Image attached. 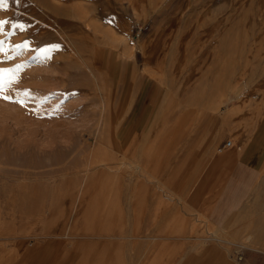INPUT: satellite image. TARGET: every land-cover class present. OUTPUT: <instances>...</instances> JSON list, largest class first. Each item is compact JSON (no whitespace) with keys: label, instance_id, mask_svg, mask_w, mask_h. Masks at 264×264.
<instances>
[{"label":"rangeland","instance_id":"rangeland-1","mask_svg":"<svg viewBox=\"0 0 264 264\" xmlns=\"http://www.w3.org/2000/svg\"><path fill=\"white\" fill-rule=\"evenodd\" d=\"M7 5L0 264H264V162L228 225L197 189L219 151L264 153V0ZM94 170L117 185H89Z\"/></svg>","mask_w":264,"mask_h":264},{"label":"crops","instance_id":"crops-1","mask_svg":"<svg viewBox=\"0 0 264 264\" xmlns=\"http://www.w3.org/2000/svg\"><path fill=\"white\" fill-rule=\"evenodd\" d=\"M248 142L236 143L232 149L212 157L197 187L204 212L216 224L228 225L249 195L264 162L250 157Z\"/></svg>","mask_w":264,"mask_h":264},{"label":"bare ground","instance_id":"bare-ground-1","mask_svg":"<svg viewBox=\"0 0 264 264\" xmlns=\"http://www.w3.org/2000/svg\"><path fill=\"white\" fill-rule=\"evenodd\" d=\"M81 56V55H80ZM87 65V64H86ZM179 65V64H178ZM187 65V64H186ZM186 65L184 66V67H186ZM88 66V65H87ZM91 66V65H90ZM170 66V65H169ZM171 68V67H170ZM183 68V64H182V61H181V64L179 65V68L177 69V67H176V70L175 71H178V72H180V70ZM89 70V69H88ZM196 70V69H195ZM194 70V71H195ZM170 71V70H169ZM172 71V70H171ZM185 71V70H184ZM192 73H194V72H192ZM97 76V77H96ZM96 76H95V78H96V83H97V90H98V93L99 94H102V95H104L105 96V93H106V91H105V88H104V86H103V83L100 81V78H99V74H96ZM103 96V98H105ZM106 102H107V96H106ZM107 106V105H106ZM112 106V105H111ZM107 107H105V126H106V124L107 125H109L110 126V123H111V115H110V111L108 110V108L106 109ZM118 110H120V111H118ZM121 112V109H118V108H116V113H120ZM118 114H116V116L118 115ZM182 114V113H181ZM162 116V115H161ZM118 117V116H117ZM155 120V119H154ZM113 121V120H112ZM163 122H164V120H162ZM159 123H160V121H159ZM154 124H155V122H154ZM162 124V123H161ZM108 126V132L109 131H111V128ZM157 126V125H156ZM162 126V125H161ZM154 130V129H153ZM153 130H151V131H153ZM119 131H120V126H118V130H117V136H115V138L117 137V139H118V133H119ZM106 132V131H105ZM150 133V132H149ZM151 134H153V133H151ZM110 135V134H109ZM112 136L113 135H110V136H108V137H110V140L109 139H107L108 137H107V132L106 133H104L103 134V136H102V138H105V143H107V142H110L111 143V146H112V142L111 141H114V139L112 140L111 138H112ZM150 136V135H149ZM148 137V136H147ZM148 140V139H147ZM118 142V141H117ZM120 142V141H119ZM143 142V141H142ZM146 143V142H145ZM149 144V143H148ZM141 145V144H140ZM144 145V144H143ZM110 146V145H109ZM143 146H141V148H142ZM149 147V146H148ZM102 149V148H101ZM100 149V150H101ZM111 151V150H110ZM100 152V151H99ZM104 152V151H103ZM106 152V151H105ZM149 152H151V150L149 151V150H147V147H145L144 149H143V155H147V157H146V159L148 158V156H149ZM105 154H107V153H105ZM110 155V154H109ZM108 155V156H109ZM100 155L98 154V156H96V158L97 157H99ZM112 156V155H111ZM101 157V156H100ZM110 157V156H109ZM96 158H94L93 159V161H91L92 162V165L91 166H95V165H97V162L99 161L98 159H96ZM110 159V158H109ZM112 161L114 162L115 161V156H113L112 158ZM111 159H110V161H111ZM149 159V158H148ZM107 160V159H106ZM150 160V159H149ZM109 161V160H108ZM147 161V160H146ZM103 162H105V161H103ZM113 162H111V163H113ZM116 162V161H115ZM107 163V162H106ZM110 163V164H111ZM144 163H146V162H144ZM144 163H143V165H144ZM115 164V163H114ZM118 164V163H117ZM146 165H149V164H145V166ZM114 167V166H113ZM142 167V164H141V166H140V168ZM104 168V167H103ZM110 168H112V167H110ZM115 168V167H114ZM143 168H145L144 166H143ZM147 168V167H146ZM145 168V169H146ZM113 169V168H112ZM111 169V170H112ZM116 169H118V168H116ZM142 169V168H141ZM99 171V170H98ZM101 172L102 171H99V172H97V171H95L94 170V174H92L93 175V177L91 178V179H89V185L91 184V183H93L92 185H94V183H98V184H100L101 186H107L108 185V183L109 182H112V183H115L116 184V180H113L114 178V176L115 175H113V177H112V179H111V177H109V175H108V172L107 171H105V172H102V174H101ZM114 174V173H113ZM88 175H89V173H88ZM88 178H90L91 177V175L90 176H87ZM88 180V179H87ZM117 185V184H116ZM109 186H111L110 184H109ZM91 190V189H90ZM84 195H85V197L87 198L88 196V191H86V192H84ZM89 211V210H88ZM76 215V214H75ZM74 216V215H73ZM79 216H77V218H78ZM71 218H72V216L70 217V220L68 221V224H67V226H65V231H64V236H66V237H68L69 235H70V231H72V227H73V225L75 224V223H77L78 222V219L76 218L75 219V217L71 220ZM57 220V219H56ZM63 222V221H62ZM71 222V223H70ZM56 224V223H55ZM78 224V223H77ZM58 225V224H57ZM70 225V226H69ZM61 227V226H60ZM59 230H57V232H58ZM63 233V232H62ZM55 235H57V234H55ZM59 235V234H58ZM56 237H58V236H56ZM20 254V253H19Z\"/></svg>","mask_w":264,"mask_h":264},{"label":"snow or ice","instance_id":"snow-or-ice-1","mask_svg":"<svg viewBox=\"0 0 264 264\" xmlns=\"http://www.w3.org/2000/svg\"><path fill=\"white\" fill-rule=\"evenodd\" d=\"M7 6H8L7 5V0H0V8H6ZM6 23H8V22L7 21L0 20V26H3ZM13 27L14 28L23 29L25 26L21 24V25H13ZM0 43H2V42H0ZM16 47H20V46H16ZM52 47H57V46H52ZM0 51H3V49L0 48ZM42 51H47V48L46 49H43ZM17 67H19V66H17ZM0 71H8V70H0ZM25 91H27V90H25ZM0 98L8 99V100L13 99V97H11V96H3L2 95V89H0ZM17 102H19L21 104L24 103V101H22V100L21 101H17Z\"/></svg>","mask_w":264,"mask_h":264}]
</instances>
